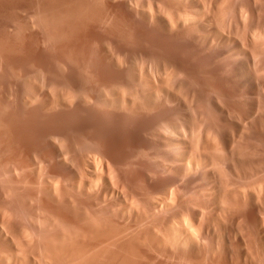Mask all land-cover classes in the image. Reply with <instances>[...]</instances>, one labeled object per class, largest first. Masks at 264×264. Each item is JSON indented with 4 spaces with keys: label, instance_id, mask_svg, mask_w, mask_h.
Wrapping results in <instances>:
<instances>
[{
    "label": "bare ground",
    "instance_id": "bare-ground-1",
    "mask_svg": "<svg viewBox=\"0 0 264 264\" xmlns=\"http://www.w3.org/2000/svg\"><path fill=\"white\" fill-rule=\"evenodd\" d=\"M92 1H81L85 14ZM120 1L185 46L187 69L172 57L134 61L132 85H98L50 105L86 106L103 144L127 131L131 111H155L153 144L146 148L144 129L134 145L125 131L126 153L102 149L89 134H72L69 146L53 134L51 154L39 157L37 136L19 130L27 142L7 144L16 151L11 177L25 191L0 187V264H132L138 254L147 264H264V0ZM161 108L172 112L167 125ZM179 110L190 116L187 127Z\"/></svg>",
    "mask_w": 264,
    "mask_h": 264
},
{
    "label": "rangeland",
    "instance_id": "rangeland-1",
    "mask_svg": "<svg viewBox=\"0 0 264 264\" xmlns=\"http://www.w3.org/2000/svg\"><path fill=\"white\" fill-rule=\"evenodd\" d=\"M12 1L0 0V187L18 188L23 193L25 187L18 185L10 174L14 165L12 155L16 151L11 150L15 145L8 146L7 140L26 139V132L30 130L29 136L34 135L30 139L37 136L36 142L40 144L37 155L45 157L52 152L53 134L65 146H69L74 134L77 138L87 134L96 139L104 137L86 106L76 104L67 112L57 105H50L59 95L69 96L71 93L78 98L90 91L94 94L98 85H132L129 71L134 61H137L134 63L137 68L144 60L154 58L156 62L161 59L164 62L172 57L179 65L182 64V69H187L191 53L178 40L168 39L144 26L120 0H93L88 14L82 10V0ZM111 53L121 61L117 66ZM25 98L30 101L29 105L22 103ZM75 102L81 103L79 100ZM51 106L56 108L48 110ZM94 108H98L100 113L109 110L104 106L95 105ZM195 109L208 114L212 112V108L204 105L195 106ZM158 111L166 116L167 125L172 112L168 108ZM179 111L182 125L187 127L190 116ZM232 114L228 120L232 124L229 131L235 132L239 119ZM132 115L130 120H124L130 124L127 128L131 133L130 141L132 145L133 141L137 144L144 135V129L149 136L146 147L149 149L153 144L150 137L156 136L161 119L155 111L150 114L131 111ZM216 123L211 121L215 127ZM201 126L200 121L194 122V128ZM32 128L35 129L32 131ZM21 129L26 131L22 135ZM125 131L124 128L119 129L117 134L106 136L108 144L98 139L95 143H101L104 145L102 149L109 152L126 153L130 141ZM99 252L96 250L89 254ZM143 256L138 254L132 264H147Z\"/></svg>",
    "mask_w": 264,
    "mask_h": 264
}]
</instances>
